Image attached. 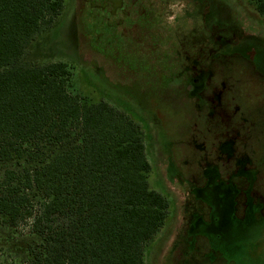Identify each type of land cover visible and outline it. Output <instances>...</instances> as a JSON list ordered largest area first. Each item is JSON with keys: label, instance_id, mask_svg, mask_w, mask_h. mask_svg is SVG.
Returning a JSON list of instances; mask_svg holds the SVG:
<instances>
[{"label": "rangeland", "instance_id": "374dc122", "mask_svg": "<svg viewBox=\"0 0 264 264\" xmlns=\"http://www.w3.org/2000/svg\"><path fill=\"white\" fill-rule=\"evenodd\" d=\"M65 2L26 59L70 63L73 94L143 128L150 186L171 201L147 264H264V17L247 0ZM33 222L1 217L0 264H44Z\"/></svg>", "mask_w": 264, "mask_h": 264}, {"label": "trees", "instance_id": "16d2710c", "mask_svg": "<svg viewBox=\"0 0 264 264\" xmlns=\"http://www.w3.org/2000/svg\"><path fill=\"white\" fill-rule=\"evenodd\" d=\"M264 17V0H247ZM65 0H0V164L34 163L0 177V219L34 216L44 264H147L169 196L150 186L144 130L107 100L71 92L73 65L32 64L28 48ZM47 145L58 147L45 155ZM45 198L34 215L32 197Z\"/></svg>", "mask_w": 264, "mask_h": 264}]
</instances>
